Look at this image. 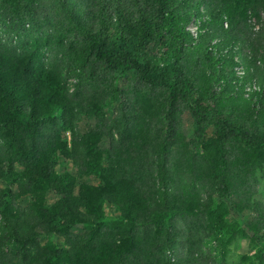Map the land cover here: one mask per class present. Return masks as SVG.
Masks as SVG:
<instances>
[{"label": "trees", "instance_id": "16d2710c", "mask_svg": "<svg viewBox=\"0 0 264 264\" xmlns=\"http://www.w3.org/2000/svg\"><path fill=\"white\" fill-rule=\"evenodd\" d=\"M27 23L34 42L0 39V264H190L180 225L191 252L213 195L264 239V0H0V24Z\"/></svg>", "mask_w": 264, "mask_h": 264}, {"label": "rangeland", "instance_id": "374dc122", "mask_svg": "<svg viewBox=\"0 0 264 264\" xmlns=\"http://www.w3.org/2000/svg\"><path fill=\"white\" fill-rule=\"evenodd\" d=\"M251 22L257 27L260 23L255 17L251 18ZM35 26L27 23L24 33H19L4 25L0 24V39L7 44H12L19 47L22 43L30 44L34 42L39 35L40 31L34 30ZM51 48L45 50V55L47 60L51 58ZM73 78L68 79L66 82V87L68 92L71 93L74 89ZM117 85L120 88H126L127 80L121 78L117 81ZM112 101H108L105 104V112L108 117L113 116ZM58 113V112H57ZM83 123L85 127H90L93 125V117L87 116ZM194 121L190 115H184L183 125L187 128L191 136H195V127L193 125ZM204 126V138H210L213 136V124L208 121L203 124ZM65 139L68 144L71 143V133L69 130L63 132ZM56 161L65 170L75 173V169L70 160L56 158ZM254 192L252 194L251 200H255L258 204L264 206V166L259 167L254 172ZM13 189L16 190V185L14 184ZM194 194L201 199L205 198L204 192L201 188H197ZM30 201L29 197H22L20 199L21 205H26ZM236 198L226 199L225 197H220L218 195H213V205L214 210L213 222L205 221L199 223L198 227L194 230L193 236V246L191 252L188 250V244L184 242V235H188L187 229L184 225H180L179 238L181 241L176 247L175 255L186 256L190 264H218L220 262L226 264H258L256 253L259 250H264V239L261 234H256L248 230V225L254 223V217L250 215L249 212H238L234 206ZM118 218V210L114 204H105V219L107 221H113ZM75 229H81V226H75ZM248 231V233H244ZM49 236L45 235L41 237V242L46 243L49 240ZM60 240L59 237L54 236L53 241ZM183 245V246H180Z\"/></svg>", "mask_w": 264, "mask_h": 264}, {"label": "built area", "instance_id": "2783aa9c", "mask_svg": "<svg viewBox=\"0 0 264 264\" xmlns=\"http://www.w3.org/2000/svg\"><path fill=\"white\" fill-rule=\"evenodd\" d=\"M255 28H257V25L255 26Z\"/></svg>", "mask_w": 264, "mask_h": 264}]
</instances>
